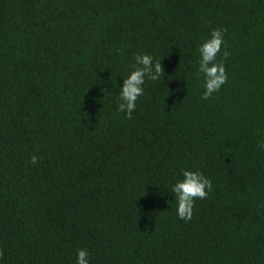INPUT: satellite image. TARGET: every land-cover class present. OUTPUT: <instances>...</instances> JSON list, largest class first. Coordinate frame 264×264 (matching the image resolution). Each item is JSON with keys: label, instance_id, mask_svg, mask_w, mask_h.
<instances>
[{"label": "trees", "instance_id": "obj_1", "mask_svg": "<svg viewBox=\"0 0 264 264\" xmlns=\"http://www.w3.org/2000/svg\"><path fill=\"white\" fill-rule=\"evenodd\" d=\"M213 28L228 80L203 100ZM137 54L164 77L128 119ZM262 141L264 0H0V264H264ZM181 169L212 182L188 222Z\"/></svg>", "mask_w": 264, "mask_h": 264}, {"label": "clouds", "instance_id": "obj_2", "mask_svg": "<svg viewBox=\"0 0 264 264\" xmlns=\"http://www.w3.org/2000/svg\"><path fill=\"white\" fill-rule=\"evenodd\" d=\"M226 29L213 28L209 37L198 47L200 54L199 73L204 77V89L201 99L207 100L213 93L218 92L222 85L227 83L228 77L224 66V61L229 57V52H223V59L217 62V56L224 46V33ZM135 65L130 74L123 78V85L119 88L118 111L132 118V113L136 109L137 99L143 95L142 85L145 78L151 81H158L164 77V68L161 61L153 60L147 54H137L134 56ZM259 148L264 150V141L260 142ZM38 157L33 155L31 163L36 164ZM182 180H178L171 187V192L175 194L177 201V215L180 219L188 222L192 219L194 201L196 199H206L212 191V182L201 171H190L181 169ZM4 252L0 249V259ZM89 253L86 249H78L76 264H89Z\"/></svg>", "mask_w": 264, "mask_h": 264}]
</instances>
